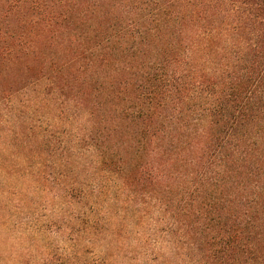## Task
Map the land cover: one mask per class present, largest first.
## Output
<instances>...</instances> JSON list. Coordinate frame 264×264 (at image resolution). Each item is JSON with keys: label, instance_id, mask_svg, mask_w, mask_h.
<instances>
[{"label": "trees", "instance_id": "16d2710c", "mask_svg": "<svg viewBox=\"0 0 264 264\" xmlns=\"http://www.w3.org/2000/svg\"><path fill=\"white\" fill-rule=\"evenodd\" d=\"M44 76L190 226L214 213L264 264V0H0V101Z\"/></svg>", "mask_w": 264, "mask_h": 264}, {"label": "rangeland", "instance_id": "374dc122", "mask_svg": "<svg viewBox=\"0 0 264 264\" xmlns=\"http://www.w3.org/2000/svg\"><path fill=\"white\" fill-rule=\"evenodd\" d=\"M92 107L51 76L0 101V264L252 263L220 243L214 213L194 229L166 179L138 181V157Z\"/></svg>", "mask_w": 264, "mask_h": 264}]
</instances>
